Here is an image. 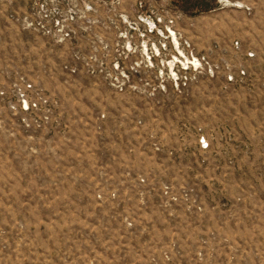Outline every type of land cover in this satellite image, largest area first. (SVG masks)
Segmentation results:
<instances>
[{"label":"rangeland","instance_id":"rangeland-1","mask_svg":"<svg viewBox=\"0 0 264 264\" xmlns=\"http://www.w3.org/2000/svg\"><path fill=\"white\" fill-rule=\"evenodd\" d=\"M0 264H264V0H0Z\"/></svg>","mask_w":264,"mask_h":264},{"label":"built area","instance_id":"built-area-1","mask_svg":"<svg viewBox=\"0 0 264 264\" xmlns=\"http://www.w3.org/2000/svg\"><path fill=\"white\" fill-rule=\"evenodd\" d=\"M28 87H31L30 84H28ZM23 95V93H21ZM45 104H41V103ZM48 100L47 99H39V100H29L28 98H23L22 103L25 108V110H41L42 106L47 105Z\"/></svg>","mask_w":264,"mask_h":264}]
</instances>
